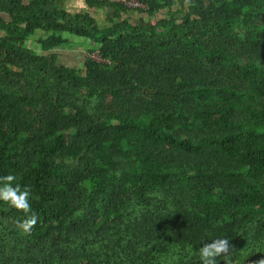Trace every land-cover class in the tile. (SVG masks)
I'll use <instances>...</instances> for the list:
<instances>
[{
  "label": "trees",
  "instance_id": "trees-1",
  "mask_svg": "<svg viewBox=\"0 0 264 264\" xmlns=\"http://www.w3.org/2000/svg\"><path fill=\"white\" fill-rule=\"evenodd\" d=\"M0 0V264H264V0ZM43 31L41 52L26 47ZM86 38L83 68L53 50ZM35 213L28 235L16 228Z\"/></svg>",
  "mask_w": 264,
  "mask_h": 264
},
{
  "label": "clouds",
  "instance_id": "clouds-1",
  "mask_svg": "<svg viewBox=\"0 0 264 264\" xmlns=\"http://www.w3.org/2000/svg\"><path fill=\"white\" fill-rule=\"evenodd\" d=\"M14 174L0 177V202L7 204L10 208L23 213H31L32 207L30 197L32 195L29 186L23 188L16 181ZM38 217L35 213L22 221H18L16 228L21 235H28L36 226ZM232 244L227 238H215L202 243L198 250L200 264H218V257L224 256L232 249Z\"/></svg>",
  "mask_w": 264,
  "mask_h": 264
},
{
  "label": "crops",
  "instance_id": "crops-1",
  "mask_svg": "<svg viewBox=\"0 0 264 264\" xmlns=\"http://www.w3.org/2000/svg\"><path fill=\"white\" fill-rule=\"evenodd\" d=\"M68 6L77 11L87 8L84 0H70ZM91 12L98 19L100 26L103 28L110 27L111 24L120 22L124 18H129L131 21L139 24H147L150 20V17L145 13H139L137 11H127L126 13L121 11L117 12L112 7L92 9ZM44 35L43 31H38L29 40L28 43L34 51L41 52L40 39L44 37ZM67 38L70 41L64 46L53 50V52L57 54L60 52L61 57H63L62 61L65 62L66 65H73L76 68L82 69L84 61L94 44L91 40L86 38L76 36H67Z\"/></svg>",
  "mask_w": 264,
  "mask_h": 264
},
{
  "label": "built area",
  "instance_id": "built-area-1",
  "mask_svg": "<svg viewBox=\"0 0 264 264\" xmlns=\"http://www.w3.org/2000/svg\"><path fill=\"white\" fill-rule=\"evenodd\" d=\"M100 1H104V2H109V3H113V4H119L122 6H125L127 8L128 11H136L138 9L141 8H145L147 6H145L144 4L140 3L137 0H100ZM88 57H91L95 60H101L100 56L98 55V52L92 53V54H88Z\"/></svg>",
  "mask_w": 264,
  "mask_h": 264
},
{
  "label": "rangeland",
  "instance_id": "rangeland-1",
  "mask_svg": "<svg viewBox=\"0 0 264 264\" xmlns=\"http://www.w3.org/2000/svg\"><path fill=\"white\" fill-rule=\"evenodd\" d=\"M26 47L31 48L30 47V44L28 42L26 43ZM58 54H59V57L58 58H59L60 62L65 64V62L62 61L63 60V57H61V53L58 52ZM69 66L74 67L73 65H69Z\"/></svg>",
  "mask_w": 264,
  "mask_h": 264
}]
</instances>
